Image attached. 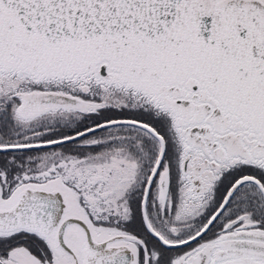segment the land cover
Returning <instances> with one entry per match:
<instances>
[{
    "label": "snow or ice",
    "instance_id": "snow-or-ice-1",
    "mask_svg": "<svg viewBox=\"0 0 264 264\" xmlns=\"http://www.w3.org/2000/svg\"><path fill=\"white\" fill-rule=\"evenodd\" d=\"M0 264H264V0H0Z\"/></svg>",
    "mask_w": 264,
    "mask_h": 264
}]
</instances>
